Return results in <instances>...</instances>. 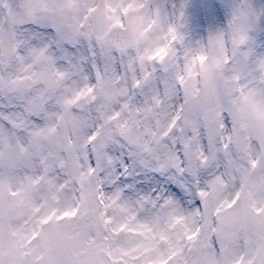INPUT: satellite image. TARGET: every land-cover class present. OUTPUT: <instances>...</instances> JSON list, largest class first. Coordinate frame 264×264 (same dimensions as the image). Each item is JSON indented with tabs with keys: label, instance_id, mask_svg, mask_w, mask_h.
<instances>
[{
	"label": "snow or ice",
	"instance_id": "1",
	"mask_svg": "<svg viewBox=\"0 0 264 264\" xmlns=\"http://www.w3.org/2000/svg\"><path fill=\"white\" fill-rule=\"evenodd\" d=\"M0 264H264V0H0Z\"/></svg>",
	"mask_w": 264,
	"mask_h": 264
}]
</instances>
